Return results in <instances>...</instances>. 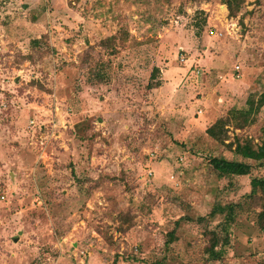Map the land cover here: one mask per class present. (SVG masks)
<instances>
[{"label": "rangeland", "instance_id": "374dc122", "mask_svg": "<svg viewBox=\"0 0 264 264\" xmlns=\"http://www.w3.org/2000/svg\"><path fill=\"white\" fill-rule=\"evenodd\" d=\"M261 91L264 0L235 17L220 0H0V264H264L260 197L208 162L263 142L264 107L224 143L205 133Z\"/></svg>", "mask_w": 264, "mask_h": 264}, {"label": "trees", "instance_id": "16d2710c", "mask_svg": "<svg viewBox=\"0 0 264 264\" xmlns=\"http://www.w3.org/2000/svg\"><path fill=\"white\" fill-rule=\"evenodd\" d=\"M246 0H220L221 3L226 5L228 16L235 17L241 10L242 5ZM157 70L153 68L150 79L153 78V72ZM159 83L151 85L149 87L158 86ZM264 107V91H261L256 97L248 96L245 101L244 108H230L225 117L216 118L211 124L205 128V133L215 141L224 143L228 138V126L233 125L235 128H243L250 125L255 121V116ZM226 146L230 151L238 156L237 158H226L223 155H212L209 157L208 162L215 172L218 178L223 177H237L248 176L249 178V192L246 195L247 200H254L257 196L260 197L262 203L260 211L257 214L259 218V226L264 229V175H256L253 173L254 168L264 166V141L260 144H254L250 137L235 136L233 141L226 143ZM252 162H255L253 165ZM239 206V203L230 202L225 205L219 206L220 213L223 214L222 222L220 226L223 230H227L229 224L234 219V209ZM215 209H212L208 216L215 215ZM227 232V231H226ZM170 242L174 239V231L168 233ZM212 241L210 242L206 252L210 260H216L221 257L222 248H216L221 241V245H224L228 241V237L225 235L221 238L215 233L212 234ZM43 261V259L41 260ZM37 264H41L39 261Z\"/></svg>", "mask_w": 264, "mask_h": 264}, {"label": "built area", "instance_id": "2783aa9c", "mask_svg": "<svg viewBox=\"0 0 264 264\" xmlns=\"http://www.w3.org/2000/svg\"><path fill=\"white\" fill-rule=\"evenodd\" d=\"M210 33H213V31L210 30ZM181 60L183 61L184 59L181 58ZM236 69H237V67H236ZM149 173H150V172H149ZM42 263H44V262L42 261ZM42 263H41V264H42ZM44 264H59V263H58V260L54 259V260H52V261H48L47 263H44Z\"/></svg>", "mask_w": 264, "mask_h": 264}, {"label": "crops", "instance_id": "0c3cea01", "mask_svg": "<svg viewBox=\"0 0 264 264\" xmlns=\"http://www.w3.org/2000/svg\"><path fill=\"white\" fill-rule=\"evenodd\" d=\"M174 95L176 96L175 98H178V97H179V95H178L177 91H176V93H175Z\"/></svg>", "mask_w": 264, "mask_h": 264}, {"label": "bare ground", "instance_id": "6f19581e", "mask_svg": "<svg viewBox=\"0 0 264 264\" xmlns=\"http://www.w3.org/2000/svg\"><path fill=\"white\" fill-rule=\"evenodd\" d=\"M222 8H223V10H225L224 7H222Z\"/></svg>", "mask_w": 264, "mask_h": 264}]
</instances>
